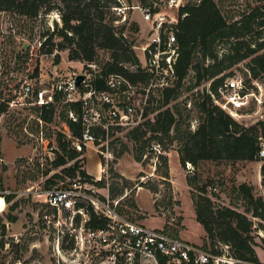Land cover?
Segmentation results:
<instances>
[{
    "label": "rangeland",
    "instance_id": "rangeland-1",
    "mask_svg": "<svg viewBox=\"0 0 264 264\" xmlns=\"http://www.w3.org/2000/svg\"><path fill=\"white\" fill-rule=\"evenodd\" d=\"M149 1L120 0L117 6L127 7L124 10L127 14L126 21H123V12L113 10L116 30H122L126 38L136 46L134 50L139 56L140 63L142 47L148 42L150 33L149 23L138 6L142 7ZM215 1L229 22L240 19L245 12L260 5L258 0ZM191 3L197 2L191 0ZM60 9L61 6L58 4L51 12L35 18L12 11H0V98L13 96L21 86L20 81L24 79L37 77L36 87L42 83L51 86L53 78L59 79V76L67 78L73 73L89 71L86 61L71 60L69 49L60 48L59 43L63 39L54 32L63 25ZM167 12L172 15L176 13L173 8H168ZM116 21L119 22L116 24ZM47 34H51L48 39ZM261 38L260 41L264 40V30ZM49 40L57 43L51 54L44 52L50 45ZM45 42L47 44L42 51L41 45ZM228 47L227 41L220 40L217 42L216 52L218 55L225 53ZM197 55L199 58L195 60L194 65L202 61L201 55L199 53ZM109 58V51L99 50L97 58L93 61L96 64L93 74L101 73ZM251 61V58L245 59L213 79L202 80L198 85L195 83L196 72L191 70L168 103L162 100L163 88H153L146 95L138 89L142 97L144 96L143 99H147V104L143 115L140 111L135 115L132 127L149 119L154 120L160 110L169 107L174 111L177 109L181 111L182 131H195L205 120L199 105L204 101L206 88L210 82L240 75L247 81L258 79L259 84L264 85L263 76L253 77L250 70ZM206 63H211V60H206ZM256 89L260 91L257 86ZM262 97L264 99V92ZM65 104L60 103L53 121L43 127V136L36 118L38 115L36 110L10 112L0 121V264H55L48 242L50 232L47 221L53 211L45 202L47 180L56 173L61 177L50 183L52 186L72 179L69 174L63 172V169L73 165L76 160L69 161L61 167H53L52 161L57 158L58 152L48 151L46 142L50 143L48 146L52 145L57 149L60 134L67 132L66 120L62 115ZM252 108L257 109L255 105ZM262 109L261 115L255 114L251 118L243 119L242 125L251 127L258 120L264 121V102ZM131 129L124 128L111 133L108 145L102 149L98 145L87 146L86 151L78 158L81 168L76 173V177L81 176L80 170H85L95 179H98L97 175L102 177L103 183L100 186L102 197L109 195L111 200L121 199L116 209L122 216L164 229L198 245L213 247L206 238L203 225L197 220L194 199L205 196L212 200L216 208L229 206L246 212L248 205L239 191L242 183L253 187L255 197L264 198L262 184L264 158L259 157L251 161L203 160L197 166H190L189 170L187 165L181 167L179 161L172 157L170 166L176 182L174 184L163 176L168 171V162L165 163V160L161 159L156 170L152 160L154 153H148L147 148L141 160H136L135 144L128 135ZM262 129L263 127L261 131ZM65 135L67 139H72L68 134ZM151 135L149 132L148 137ZM175 135V131H172L171 138ZM98 136H101V132H98ZM42 137L45 143L42 142ZM171 138L162 139L167 152L181 148L184 143V140L178 139L171 142ZM155 142H151L150 146ZM107 147L113 156L108 157L109 165L103 171L102 162L105 156L99 150L107 154ZM88 149L90 151L87 162ZM124 149L119 157V153ZM122 156L125 157L121 168L130 173V178L127 179L114 175L119 173L116 163ZM112 161L115 162L112 164ZM184 176L191 178L189 184L186 183ZM3 195H11L12 198L7 201ZM248 215L255 221L256 226L252 232L258 243L255 248L260 258L264 260V228L259 225L261 223L259 218L253 217L251 213ZM11 216H15L16 220L11 221Z\"/></svg>",
    "mask_w": 264,
    "mask_h": 264
},
{
    "label": "trees",
    "instance_id": "trees-1",
    "mask_svg": "<svg viewBox=\"0 0 264 264\" xmlns=\"http://www.w3.org/2000/svg\"><path fill=\"white\" fill-rule=\"evenodd\" d=\"M258 1L259 6L231 22L223 15L215 0H201L199 3H190L181 8L176 32L180 45V55L176 63L178 80L174 87L164 89L162 100L165 103H168L176 93L191 70L196 72L195 83L198 85L202 80L213 79L234 64L251 58L250 70L253 77H264V51L261 52L264 50V40L260 41L264 30V0ZM58 4L61 6L60 16L63 25L54 32L63 39L59 43L60 48L69 49L71 60L93 62L99 50L110 52V58L104 70L96 74L93 79L98 89L106 87L105 77L110 74H120L134 85L149 83L150 76L141 68L139 56L132 42L126 38L122 30L117 31L114 25L113 7L120 4L119 0H0V11H12L35 18L51 12ZM185 13L187 14L183 16ZM46 36L48 39L51 34ZM220 40L227 41L229 47L224 51L225 53L218 55L216 45ZM49 42L47 49H45L47 42L42 43L41 50L45 49V53L51 54L57 43L50 40ZM198 53L202 61L194 65L195 60L199 58ZM208 59L211 63H206ZM133 66L135 69L132 68ZM225 79L210 82L211 91L218 94L219 86L223 85ZM70 109L80 113L81 105L78 102H69L64 105L62 115L72 134V139H67L64 133L60 134L57 140L58 148L55 149L58 156L52 161V165L57 168L76 160L73 165L63 169V172L73 179L76 178L77 170L81 168L78 158L86 151V146H83V151H78L72 145L73 139L80 138L82 135V124L68 118ZM199 109L205 115V120L195 131H182L181 111L178 109L174 111L169 107L160 110L154 120L149 119L132 128L128 135L135 144L136 160H141L151 142L156 141L163 146L162 139L171 138L172 131H175L176 135L170 139L171 142L173 139L184 140L181 148L178 149L183 167L188 162L197 166L203 160L251 161L259 158L260 137L264 138V121L258 120L253 126L245 125L244 127L241 122L236 121L227 111L213 102L207 88ZM250 110L253 111L254 108ZM54 113L55 106H50L43 110L41 116L51 122ZM98 132H101V136H98ZM149 132L152 135L148 137ZM95 134L98 138L105 139V131L102 129H96ZM48 144L50 143L46 142V146ZM124 151L125 149L119 153V157ZM161 159H164L165 163L168 162L166 154H161L159 161ZM114 162L112 161V164ZM156 168L158 170V164ZM262 171H264V165ZM80 173L83 179L92 181L99 187L103 183L102 179L96 180L85 170H80ZM164 174L165 179L170 178L169 163L168 171ZM114 175L122 176L120 173ZM59 177L61 176L58 173L52 175L47 180L46 189L52 187L50 183L55 182ZM190 181L191 178L187 177L188 184ZM262 184L264 186V179ZM239 191L247 202L246 212L229 206L216 208L209 197L199 196L194 199L197 220L203 225L206 238L213 248L220 243L227 244L230 246V254L234 257L244 262L264 264L257 255L255 246L258 243L252 234L256 224L248 215L251 213L253 217L259 218L261 221L259 225L264 228V198L255 197L253 187L247 183L240 184ZM3 196L7 201L12 198L11 195ZM10 218L11 221L16 220L15 216ZM103 223V220H99L94 224L102 225ZM217 251L220 252V250ZM244 262L237 264H246Z\"/></svg>",
    "mask_w": 264,
    "mask_h": 264
},
{
    "label": "built area",
    "instance_id": "built-area-1",
    "mask_svg": "<svg viewBox=\"0 0 264 264\" xmlns=\"http://www.w3.org/2000/svg\"><path fill=\"white\" fill-rule=\"evenodd\" d=\"M120 1V0H119ZM199 3L201 0H195ZM194 2V1H193ZM191 0H150L142 7L145 20L149 23V40L142 47L141 68L150 76L149 83L132 84L120 74L105 77L104 89H98L93 83L95 62H87L88 72L73 73L65 78H53L51 86L36 87L37 77L24 79L13 96L0 98V121L10 112L26 109L36 110L43 136V127L51 122L42 118L41 113L50 106H55L54 117L60 103L78 102L81 112L68 110V118L82 124V135L73 139L72 145L83 151V146L98 145L101 149L108 145L111 133L124 128H133L135 115H143L147 99L144 100L139 90L145 95L153 88H171L177 83L176 63L180 55L177 39V24L180 10ZM175 9V14L167 12ZM127 7H113L123 12V21L127 20L124 10ZM187 13L183 14L185 16ZM119 21H116V24ZM136 47L133 45V48ZM134 68V66L132 67ZM84 79L78 84L77 77ZM93 74V77H92ZM256 86L260 88L258 92ZM263 87L258 79L247 82L240 75L228 76L219 86L218 94L210 89L207 92L213 102L227 111L236 121L251 118L263 110ZM139 89V90H138ZM257 109L251 111L252 106ZM191 106V102L188 103ZM53 117V119H54ZM264 120V119H263ZM67 128V126H66ZM27 129V128H26ZM68 129V128H67ZM96 129L105 131V139L97 137ZM70 138L69 130L65 132ZM259 157L264 158V138L260 137ZM44 142L43 137L41 138ZM98 142V144H96ZM45 143V142H44ZM48 151L56 148L46 146ZM104 156L103 171L109 165L107 154ZM154 153L153 163L156 169L161 154L167 151L155 142L148 148ZM54 154H52L53 156ZM147 158V154H146ZM191 170L192 164L187 163ZM99 177L96 180H101ZM45 202L53 211L48 216L47 227L50 235L51 256L55 264H237L244 262L230 254V246L219 244L213 247L198 245L164 229L150 227L142 222L122 216L116 209L121 199L111 200L109 195L102 197L100 187L83 179L81 176L67 182L53 185L45 191ZM5 199V196H3ZM6 201V200H5ZM103 220L102 225H95ZM217 250H220L218 252ZM246 264H257L244 262Z\"/></svg>",
    "mask_w": 264,
    "mask_h": 264
},
{
    "label": "crops",
    "instance_id": "crops-1",
    "mask_svg": "<svg viewBox=\"0 0 264 264\" xmlns=\"http://www.w3.org/2000/svg\"><path fill=\"white\" fill-rule=\"evenodd\" d=\"M90 146V145H89ZM90 151V149H88L87 150V153H86V156H87V162H88V152ZM167 156H168V163H169V173H170V181H172V182H174V184H176V182L174 181V175H173V172L171 171V159H172V157H174V159L176 160V161H179V163H180V166L182 167V164H181V160H180V154H179V152H178V149H172V150H170L169 152H167V154H166ZM125 156H122V158H119V161L116 163V168H117V171L122 175V176H124V177H126V178H130V173H128V172H125V170H123L122 168H121V165H122V161H123V158H124ZM135 162V161H134ZM97 175V174H96ZM98 176V178H99V175H97ZM184 179H185V181H186V183H187V176H184ZM188 184V183H187ZM176 187H177V185H176ZM150 227H156V226H150ZM257 251V255L259 256V253H258V250H256ZM259 258H260V256H259ZM260 260H261V262H263L264 263V260H262L261 258H260Z\"/></svg>",
    "mask_w": 264,
    "mask_h": 264
},
{
    "label": "water",
    "instance_id": "water-1",
    "mask_svg": "<svg viewBox=\"0 0 264 264\" xmlns=\"http://www.w3.org/2000/svg\"><path fill=\"white\" fill-rule=\"evenodd\" d=\"M85 75L83 74H80L78 77H77V80H78V84L81 83V81L84 79Z\"/></svg>",
    "mask_w": 264,
    "mask_h": 264
}]
</instances>
